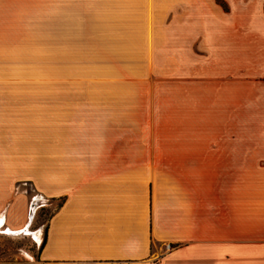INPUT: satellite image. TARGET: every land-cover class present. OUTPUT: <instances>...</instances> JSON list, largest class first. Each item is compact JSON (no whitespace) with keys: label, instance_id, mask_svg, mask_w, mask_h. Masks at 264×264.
<instances>
[{"label":"crops","instance_id":"crops-1","mask_svg":"<svg viewBox=\"0 0 264 264\" xmlns=\"http://www.w3.org/2000/svg\"><path fill=\"white\" fill-rule=\"evenodd\" d=\"M172 30L134 88L1 94L0 228L22 184L56 207L0 264H264V0H0V32Z\"/></svg>","mask_w":264,"mask_h":264},{"label":"rangeland","instance_id":"rangeland-1","mask_svg":"<svg viewBox=\"0 0 264 264\" xmlns=\"http://www.w3.org/2000/svg\"><path fill=\"white\" fill-rule=\"evenodd\" d=\"M180 39L174 30L0 32V99L14 89L134 88L136 75L170 64L169 49ZM160 47L167 48L168 56L164 50L155 69L153 54ZM21 188L30 193L29 206L36 205L25 229L0 228V260L19 261L35 254L41 238L36 230L44 228L56 207V202L47 205V198L29 184Z\"/></svg>","mask_w":264,"mask_h":264},{"label":"trees","instance_id":"trees-1","mask_svg":"<svg viewBox=\"0 0 264 264\" xmlns=\"http://www.w3.org/2000/svg\"><path fill=\"white\" fill-rule=\"evenodd\" d=\"M44 241H45V237L43 238L42 244L44 243ZM42 244H41V245H42Z\"/></svg>","mask_w":264,"mask_h":264},{"label":"built area","instance_id":"built-area-1","mask_svg":"<svg viewBox=\"0 0 264 264\" xmlns=\"http://www.w3.org/2000/svg\"><path fill=\"white\" fill-rule=\"evenodd\" d=\"M169 247V246H168Z\"/></svg>","mask_w":264,"mask_h":264}]
</instances>
